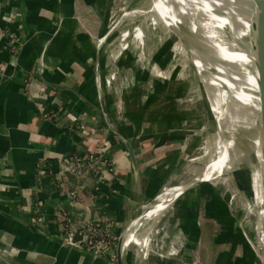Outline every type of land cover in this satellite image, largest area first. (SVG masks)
I'll list each match as a JSON object with an SVG mask.
<instances>
[{
  "label": "crops",
  "instance_id": "1",
  "mask_svg": "<svg viewBox=\"0 0 264 264\" xmlns=\"http://www.w3.org/2000/svg\"><path fill=\"white\" fill-rule=\"evenodd\" d=\"M109 4V0H0V27L7 25L12 12L23 15L18 58L10 55L0 34V210L33 224L44 234L0 216V264H115L57 240L55 236L63 233L64 216L70 214L76 221L102 218L120 234L121 228L140 216L170 184L168 155L173 152L166 148L178 146V139L169 134L168 139L164 137L161 121L147 119L117 126V108H123L130 122L133 110L128 102L113 110L109 95L98 86L101 68L96 65L106 62L101 58L104 48L100 40L110 20ZM7 26L18 30L16 24ZM42 54L45 66L39 74ZM45 106L62 124L70 125L75 119L83 122L90 137L62 131L54 122L44 120ZM148 124L151 133L141 137ZM93 139L104 146L112 144L106 158L116 166L101 194L86 181L71 176L57 179L60 158L92 151ZM42 165L49 168L44 178ZM74 189L79 191L75 207L69 198ZM189 200L185 196L180 213H176L187 239L180 248L184 247L183 256L175 264H187L188 257L192 264H202L206 254L202 251L206 222L194 224L193 218L188 219ZM36 210L42 217L39 223ZM231 259L228 254L220 255L217 264H233ZM246 264H254L250 254Z\"/></svg>",
  "mask_w": 264,
  "mask_h": 264
},
{
  "label": "rangeland",
  "instance_id": "2",
  "mask_svg": "<svg viewBox=\"0 0 264 264\" xmlns=\"http://www.w3.org/2000/svg\"><path fill=\"white\" fill-rule=\"evenodd\" d=\"M109 1L110 20L101 40L109 30L111 35L106 43L100 42V47L104 48L101 58L106 62L96 65V68H101V75L96 80H98V86L104 88V93L109 95L107 98L112 103L113 110L115 108L116 111L115 105L119 106L124 102H128L130 109L133 110L131 122L126 118L127 115L122 118V115H117L116 112L114 123L117 126H128L144 123L147 119L161 121L164 125L163 133L166 134L164 137L168 139L169 134L171 138L178 139V146L166 148V151L173 152L168 155L171 159L169 171L171 181L163 189L192 184L183 194L180 202L185 196H189L192 205L185 210L188 219L193 218L194 224H197L195 223L197 220L206 222L207 233L204 240L206 242L202 248L206 254L202 264H217L219 256L224 257L225 254L233 258L231 259L233 264H246L249 254L254 264H264V234L260 232V225L264 224V218L262 220L259 216L264 206L254 188L253 167L245 164L242 169L239 168L241 170L235 176L224 174L210 182H198L207 164L198 163L196 159L203 157L205 132L212 119L207 101L203 97L205 86L200 69L207 74V80L212 84L211 89L213 88L221 97L226 93L223 80H231L238 85L244 84L241 71L236 69L237 57L235 58L224 49L215 48L216 62L223 69L222 75L216 74L214 61H212L213 66L210 67L203 57H195V53L191 51L176 29L167 31L163 28H154L150 24L146 26L145 42L141 44L135 39V29L143 24V19L134 22L123 20L125 15L135 8L148 9L149 2L146 0ZM248 3L254 10L252 0ZM124 30L129 33V38L126 40L128 46L115 56L114 52L124 44L122 43ZM227 34L231 40V30L227 29ZM179 41L186 44L188 48L185 57L182 56ZM117 109L123 115L125 114L120 106ZM257 121L256 117V123ZM147 127L141 137L151 133L149 124ZM179 208V210L174 208L170 211V214L156 227L153 228L151 223L142 227L143 233L150 234L147 252H142L138 246L133 245L131 241L128 242L125 252L126 264H175L177 262L180 248L187 239L179 223L180 220H176V213H180L182 204ZM121 229L118 240L126 230L125 235L130 236L138 228L131 227L129 223L128 227ZM225 240L226 243L223 242ZM197 247L195 245L194 248L197 249ZM247 252L249 254L245 255ZM192 261L193 259L188 257L186 263L192 264Z\"/></svg>",
  "mask_w": 264,
  "mask_h": 264
},
{
  "label": "bare ground",
  "instance_id": "3",
  "mask_svg": "<svg viewBox=\"0 0 264 264\" xmlns=\"http://www.w3.org/2000/svg\"><path fill=\"white\" fill-rule=\"evenodd\" d=\"M248 2L249 0H149L148 9L135 8L125 15L123 21L134 22L143 19V24L135 29V39L141 44L145 42V29L149 24L167 31L176 29L195 53V57H203L210 67L214 61V71L219 75H222L223 69L216 62L215 48L224 49L237 57L236 69L241 71L244 84L238 85L231 80H223L226 93L221 97L213 88L211 89L212 84L207 80V74L200 69L205 86L203 97L207 101L212 119L205 132L203 157L196 159L198 163L207 164L198 182H210L224 174L235 176L245 164H250L254 172V188L264 206V139L258 132L259 125H264V111L260 101V97L264 95V88L257 82V77L263 76L257 72L250 60L249 36L255 9L253 10ZM226 28L231 30L233 40L228 39ZM123 34L124 44L114 52L115 56L128 46L126 40L129 33L125 31ZM110 35L109 30L101 43H106ZM179 45L182 56L185 57L188 48L182 41H179ZM190 185L192 184L166 188L156 201L146 205L142 214L130 222L131 227L138 229L130 236L124 235V249L131 241L142 252L146 251L150 234L143 233L142 227L148 223H151L153 228L156 227L170 211L179 206L183 194L188 191ZM259 216L263 220L264 210ZM260 226L263 235L264 224Z\"/></svg>",
  "mask_w": 264,
  "mask_h": 264
},
{
  "label": "built area",
  "instance_id": "4",
  "mask_svg": "<svg viewBox=\"0 0 264 264\" xmlns=\"http://www.w3.org/2000/svg\"><path fill=\"white\" fill-rule=\"evenodd\" d=\"M23 15L22 13L12 12V15L8 18L9 24H16L17 31H12L9 26L0 27V34L6 39V49L9 51L13 58H18V54L21 48V32L23 31L22 26ZM21 22V23H20ZM44 54L39 58L38 73L43 74L44 69ZM29 83L32 81L31 76H28ZM29 85V84H28ZM27 85V87H28ZM43 119L49 122H54L57 126H60L62 131H69L72 134H84L87 130L85 124L75 119L70 125L62 124L58 122L56 113L50 111L48 106L43 109ZM122 118L125 116L122 112H119ZM111 129L114 126L110 124ZM113 148L109 142L107 148L102 153L95 151H87L84 154H73L63 156L58 161L59 173L57 179L61 177L71 176L76 180H83L91 184V189L95 193L101 194L102 187L106 186L107 183L112 179L116 172L115 164L106 158V154ZM49 171V168L42 165L40 166V174L44 178ZM79 191H69V198L73 207L78 201ZM37 223L42 221V217L39 210H36ZM65 224L63 227V233L55 236L57 240L62 242L66 246L73 248L84 249L87 252L97 256L107 258L110 263L116 264V250L118 233L115 232L114 225L110 222H103L102 218H87L85 220L74 219V216H64ZM180 252V251H179Z\"/></svg>",
  "mask_w": 264,
  "mask_h": 264
},
{
  "label": "water",
  "instance_id": "5",
  "mask_svg": "<svg viewBox=\"0 0 264 264\" xmlns=\"http://www.w3.org/2000/svg\"><path fill=\"white\" fill-rule=\"evenodd\" d=\"M146 1L149 2V0H146ZM252 2L255 6V12L252 16L251 30H250V36H249L250 60L252 64L255 66L257 72L263 76V77H257V82L262 88H264V0H252ZM227 29L229 28H226V34H227ZM227 37H228V34H227ZM231 40H233V35H232ZM260 101H261L262 110L264 111V95L260 97ZM258 132L264 139V125L263 124H261V126L259 125ZM128 150H129L128 152H129L131 161L136 167L134 151L129 144H128ZM0 216L7 220L13 221L23 226L24 228L31 230L34 233H40L44 235L43 232L40 230H37V228L33 224L28 223L15 216H12L2 210H0ZM134 220H136V218H134L133 221ZM125 233L122 236H120L118 240L116 264L125 263V256H126L125 255L126 249H124ZM263 250H264V245H263ZM183 253H184V247L180 250L179 256L182 257Z\"/></svg>",
  "mask_w": 264,
  "mask_h": 264
},
{
  "label": "trees",
  "instance_id": "6",
  "mask_svg": "<svg viewBox=\"0 0 264 264\" xmlns=\"http://www.w3.org/2000/svg\"><path fill=\"white\" fill-rule=\"evenodd\" d=\"M122 110H123V108H121V111ZM84 135H85V137H90V132L88 130H86ZM94 140L95 139L91 140V144H90V149L92 151H95V152H98V153H102L103 151L106 150V148H107L106 145L104 146L103 144H101L97 140H95V141ZM117 161H118V159H116V161H115L116 164H118Z\"/></svg>",
  "mask_w": 264,
  "mask_h": 264
}]
</instances>
